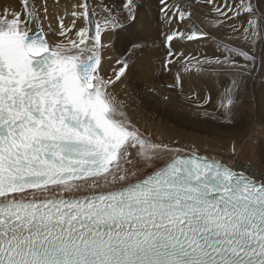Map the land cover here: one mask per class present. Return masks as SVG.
<instances>
[{"label":"snow or ice","instance_id":"1","mask_svg":"<svg viewBox=\"0 0 264 264\" xmlns=\"http://www.w3.org/2000/svg\"><path fill=\"white\" fill-rule=\"evenodd\" d=\"M160 3L169 22L188 20L193 27L166 36L167 70L173 40L211 37L186 8ZM137 6L125 0L126 15L112 13L101 22L91 20L96 13L83 0V10L71 15L88 25L78 40L56 44L30 0H22V12L0 15V264H264V172L153 143L111 91L128 61L117 60L115 79L103 75L102 33L118 38L123 21L136 19ZM225 7L214 10L227 19L230 12L247 14V26L232 30L248 50L223 44V59L189 61L183 71H237L239 78L215 99L231 122L243 76L255 66L254 49L264 44V14L251 0ZM43 12L46 18V5ZM59 24L66 36L70 29L62 18ZM176 86H182L179 74L168 85ZM189 100H202L197 110L210 115L211 95L193 93Z\"/></svg>","mask_w":264,"mask_h":264},{"label":"bare ground","instance_id":"2","mask_svg":"<svg viewBox=\"0 0 264 264\" xmlns=\"http://www.w3.org/2000/svg\"><path fill=\"white\" fill-rule=\"evenodd\" d=\"M30 2L41 10L46 37L52 44L61 41L67 43L69 39L78 40V31L88 25L85 20L77 22V17L71 15L73 11L79 13L82 10L79 5L83 0H61L56 5L53 4V0ZM87 2L96 13L91 17L93 21L102 22L105 16L112 13L126 15L123 8L125 0ZM239 2L240 0H198V3L195 0H168L169 4H180L190 11L192 15L189 19L200 30L210 33L211 38L173 40L171 50L175 53L174 62L166 70L164 62L169 53V45L165 43L166 36L173 31L188 34L193 27L188 20L180 21L174 18L169 22L160 11L163 7L160 0H140L136 19L123 21L118 38L111 33H102L101 43L104 45L101 50L102 68L106 78L115 79L114 70L120 67L117 60L128 61L129 67L125 77L116 81L111 91L122 102L132 123L153 143L167 145L173 150L179 149L182 154L194 152L205 155L233 165L236 169L259 175L264 172V44L258 42L256 51L254 50L257 55L255 66L249 69L250 74L246 73L251 76V84L249 83L250 90L252 88L251 94L249 93L250 96L245 103H239L231 122L216 109L215 99L224 87L230 86V81L233 80H230V77L238 76L237 71L234 69H221L215 73H196L195 69L191 72L183 71V64L189 61L195 64L197 60L203 61L205 58L223 59L225 54L223 44L233 48L235 46L244 48L242 45L246 44L245 41L235 39L240 33L233 32L232 26L246 27L247 14L241 13L236 17L230 12L228 16L232 18L227 19L214 10L215 7H219L227 11L226 4L234 7ZM11 3L16 4V0H11ZM21 3L22 0H19V4ZM42 3L47 7L46 18L43 12L45 5ZM251 3L258 15L264 14V0H251ZM2 6L1 4L0 15L10 17L11 15L2 13ZM61 18L65 29H70L66 36L59 35ZM213 21L223 23L214 24ZM93 34L94 26L90 29L89 36ZM91 42L89 40V43ZM239 63L241 64L240 60ZM177 74L181 77L180 89L168 87L177 84ZM246 74L244 76H247ZM193 93L200 97L211 95L212 106H205L210 115H201L205 109L197 110V105L201 104L202 100L190 102L189 97H193ZM164 97L168 99L165 100ZM227 123H230L229 126ZM215 124L222 128L218 129ZM233 145L235 152L232 151ZM174 153L175 151L157 160L156 165H162Z\"/></svg>","mask_w":264,"mask_h":264},{"label":"rangeland","instance_id":"3","mask_svg":"<svg viewBox=\"0 0 264 264\" xmlns=\"http://www.w3.org/2000/svg\"><path fill=\"white\" fill-rule=\"evenodd\" d=\"M197 3H198V0H195ZM21 2V1H20ZM55 2V3H54ZM61 2V0H53V4H58V3H60ZM140 2V0H137V5H138V3ZM3 5L2 6V13H4V14H9V15H11L12 14V12H20V11H22L23 9H22V3L21 4H19V0H16V4H12L11 3V0H0V5ZM43 4V3H42ZM43 5H45V3L43 4ZM50 6V5H49ZM155 8H157V7H155ZM83 10V9H82ZM81 10V11H82ZM80 11V12H81ZM136 14H137V12H136ZM79 19V20H78ZM176 19V18H175ZM85 19L83 18V17H77V22L78 21H84ZM69 21V20H68ZM242 45V44H241ZM244 45V46H243ZM243 45H242V47H244L243 49L245 50V51H247L248 50V46H246L247 44H244L243 43ZM245 46H246V48H245ZM239 47H241V46H239ZM234 48H237L236 46L234 47ZM255 51H256V49H254ZM252 54V53H251ZM254 55H255V57L257 56L256 55V53L254 52ZM238 59V60H237ZM236 60L239 62V60L241 61V64H245L246 63V61H245V59L243 58V57H241V56H237L236 57ZM243 61V62H242ZM167 72V71H166ZM174 74H175V72H174ZM247 76H243V79H244V81H247V82H245V83H243V87H242V89H240V91L241 92H239V103H245L246 101H247V99L249 98V96H250V92H251V90H252V88H251V90H250V86H249V83L251 84V76L250 75H248V74H246ZM235 77H237V78H239L238 76H235ZM235 77H230V80L231 79H236ZM231 82V81H230ZM174 85H176V84H174ZM230 85V84H229ZM245 85H247V86H245ZM245 86V87H244ZM176 88H179V86H176ZM180 89V88H179ZM243 91V92H242ZM242 93H244V94H242ZM250 93V94H249ZM246 94V95H245ZM244 97V98H243ZM245 101V102H244ZM213 121H215V120H213ZM215 122H217V121H215ZM217 123H219V122H217ZM229 124L230 123H227L226 125L227 126H229ZM219 125H220V123H219ZM219 125H216L215 124V127H219ZM222 127H220V128H218V129H221ZM180 153V152H179ZM175 154H177L176 152L173 154V155H175ZM182 154V153H181ZM172 157V156H171ZM170 157V158H171ZM169 158V159H170ZM169 159H167V160H169Z\"/></svg>","mask_w":264,"mask_h":264}]
</instances>
